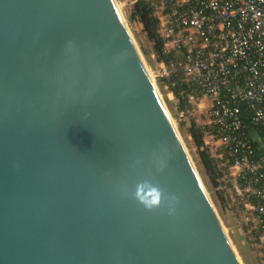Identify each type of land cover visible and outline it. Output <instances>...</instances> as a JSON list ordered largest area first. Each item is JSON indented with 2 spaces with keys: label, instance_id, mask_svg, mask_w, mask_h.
<instances>
[{
  "label": "water",
  "instance_id": "obj_1",
  "mask_svg": "<svg viewBox=\"0 0 264 264\" xmlns=\"http://www.w3.org/2000/svg\"><path fill=\"white\" fill-rule=\"evenodd\" d=\"M0 264H242L114 0H0Z\"/></svg>",
  "mask_w": 264,
  "mask_h": 264
},
{
  "label": "built area",
  "instance_id": "obj_2",
  "mask_svg": "<svg viewBox=\"0 0 264 264\" xmlns=\"http://www.w3.org/2000/svg\"><path fill=\"white\" fill-rule=\"evenodd\" d=\"M139 1L130 0L131 8ZM143 1L158 21L165 52L177 56L171 64L159 62L162 76L177 69L193 85L182 93L188 104L179 116H191L200 99L211 101L204 132L226 157L244 209L242 233L259 247L264 264V163L249 133L256 129L264 145V0Z\"/></svg>",
  "mask_w": 264,
  "mask_h": 264
},
{
  "label": "rangeland",
  "instance_id": "obj_3",
  "mask_svg": "<svg viewBox=\"0 0 264 264\" xmlns=\"http://www.w3.org/2000/svg\"><path fill=\"white\" fill-rule=\"evenodd\" d=\"M116 4L119 6V12L121 17L123 18L128 31L134 43L142 57V60L146 66V69L152 78V81L156 85V88L162 98V101L165 104L166 109L172 121L178 130L180 138L186 148L190 159L192 160L194 167L215 207V210L222 222V225L241 261L242 264H259V247L250 243L246 237L242 233L243 223H242V210L240 207H233L231 202L226 200V196L223 195L224 202L217 195V191L213 185L212 180L208 177L205 170L203 169L200 158L197 152V149L194 145L192 138L189 136L188 128L190 123L195 122L198 126L206 128L208 123L210 122V114H211V101L210 99L204 98L200 99L196 103L192 104L191 116H189L186 121H180L177 113V99L168 89L167 86H160L158 84V79L162 76V69L157 62L156 58L153 56L154 52L152 50V45L146 39L145 34L142 31V25L136 22L129 21V15L132 10L130 5V0H114ZM204 141L206 144V148L208 149L211 157L215 160L216 166L220 169L218 171V175H222L218 177V183L222 185L220 188L221 191H226L225 186L229 185L228 181L229 170L226 168V165L221 162L218 158L220 152H222L221 147L212 140L210 135L206 134L204 136ZM223 178V179H222ZM233 191L230 190L226 192V195L233 196ZM229 199V196H228ZM227 201V202H226Z\"/></svg>",
  "mask_w": 264,
  "mask_h": 264
},
{
  "label": "trees",
  "instance_id": "obj_4",
  "mask_svg": "<svg viewBox=\"0 0 264 264\" xmlns=\"http://www.w3.org/2000/svg\"><path fill=\"white\" fill-rule=\"evenodd\" d=\"M129 21L130 22H138L142 25V31L146 36V39L148 42L152 45V50L154 52V55L157 58V62H164L166 64H171L174 62L175 58L177 57L175 53L170 52L166 53L164 49V42L163 39L158 34V21L152 16L151 10L148 8V3L140 0L138 3H136L129 15ZM158 84L162 86H167L168 89L174 94L175 98L177 99V113L180 114V112L185 108V106L188 104L187 99H185L184 96H182V93L185 91H188L192 88V83L187 80V78L184 76V74L175 69L172 70L171 74L166 77H161L158 80ZM192 105V104H191ZM242 108V114L243 117L247 118L249 117V111L245 109L244 106H241ZM178 114V116H179ZM180 121H186V119H183L179 116ZM248 120V119H247ZM203 127L198 126L195 122L190 123L188 128L189 136L192 138L194 145L197 149L201 165L203 169L205 170L206 174L212 180L213 185L216 189H219L222 187L221 184L218 183V177H221L222 175H218V171L220 170L218 166H216L215 160L211 157L208 149L205 147V141H204V132ZM251 142L253 144V147L255 149V157L257 159H261V161L264 163V145L260 140V134L256 129H249ZM218 158L221 160L222 163L226 161V157L222 152L219 153ZM223 179V178H222ZM229 185H226L225 187L228 188L226 191H217V195L219 198L224 202L223 195L226 196V200L228 202L233 201V207H240L242 210L243 215V206L240 202V198L235 195L233 191V196L226 195V192L232 191L233 189V181L230 179L228 181ZM229 196V199H228ZM227 202V201H226ZM243 217V216H242ZM246 239L249 241L248 237ZM250 242V241H249ZM251 243V242H250ZM260 253V252H259ZM259 259H261V254H259Z\"/></svg>",
  "mask_w": 264,
  "mask_h": 264
},
{
  "label": "crops",
  "instance_id": "obj_5",
  "mask_svg": "<svg viewBox=\"0 0 264 264\" xmlns=\"http://www.w3.org/2000/svg\"><path fill=\"white\" fill-rule=\"evenodd\" d=\"M234 186H235V185H234V183H233V188H232V189L234 190L235 195H237Z\"/></svg>",
  "mask_w": 264,
  "mask_h": 264
},
{
  "label": "bare ground",
  "instance_id": "obj_6",
  "mask_svg": "<svg viewBox=\"0 0 264 264\" xmlns=\"http://www.w3.org/2000/svg\"><path fill=\"white\" fill-rule=\"evenodd\" d=\"M115 4H116V2H115ZM116 7H117V9H118V11H119V6L116 4ZM120 13V12H119Z\"/></svg>",
  "mask_w": 264,
  "mask_h": 264
}]
</instances>
